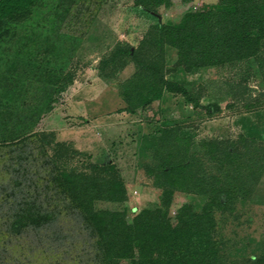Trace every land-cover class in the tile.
I'll return each mask as SVG.
<instances>
[{
    "label": "rangeland",
    "instance_id": "1",
    "mask_svg": "<svg viewBox=\"0 0 264 264\" xmlns=\"http://www.w3.org/2000/svg\"><path fill=\"white\" fill-rule=\"evenodd\" d=\"M169 1L0 0V264L87 259L68 227L14 228L8 151L32 137L61 170L109 168L128 223L171 190L170 217L212 220L218 264H264V41L188 73L157 29L220 0ZM163 82L180 90L157 99Z\"/></svg>",
    "mask_w": 264,
    "mask_h": 264
},
{
    "label": "trees",
    "instance_id": "2",
    "mask_svg": "<svg viewBox=\"0 0 264 264\" xmlns=\"http://www.w3.org/2000/svg\"><path fill=\"white\" fill-rule=\"evenodd\" d=\"M152 1L156 5L170 2ZM159 30L162 41L166 39L177 51V66L188 73L247 59L259 53L264 41V0H220L215 8L188 14L179 27ZM160 86L154 91L157 99L163 91L180 90L165 82ZM27 144L26 157L10 150L13 164L6 165L17 177L12 185L15 230L68 227L76 231L73 241L79 245V258L87 257V264H218L212 220L206 214L192 213L191 205L170 217L167 210L173 191H165L163 210L145 208L128 223L125 187L120 180L104 175L109 168L97 167L94 173L67 172L37 138L24 141L26 148ZM170 169L166 178L177 171Z\"/></svg>",
    "mask_w": 264,
    "mask_h": 264
}]
</instances>
